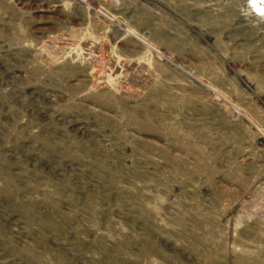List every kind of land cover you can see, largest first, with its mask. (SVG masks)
Wrapping results in <instances>:
<instances>
[{
	"label": "rangeland",
	"instance_id": "1",
	"mask_svg": "<svg viewBox=\"0 0 264 264\" xmlns=\"http://www.w3.org/2000/svg\"><path fill=\"white\" fill-rule=\"evenodd\" d=\"M0 264H264V0H0Z\"/></svg>",
	"mask_w": 264,
	"mask_h": 264
}]
</instances>
